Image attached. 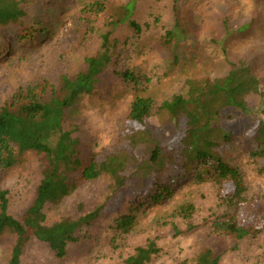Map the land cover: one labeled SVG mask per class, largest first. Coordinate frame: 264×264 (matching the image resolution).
I'll return each mask as SVG.
<instances>
[{
	"label": "rangeland",
	"instance_id": "374dc122",
	"mask_svg": "<svg viewBox=\"0 0 264 264\" xmlns=\"http://www.w3.org/2000/svg\"><path fill=\"white\" fill-rule=\"evenodd\" d=\"M25 5L18 24L0 27V106L21 89L44 81L58 85L62 74L84 69L86 57L101 51L102 36H109L112 49L104 81L66 110L65 126L79 140L81 163L68 172L74 189L46 205L48 224L77 218L112 193L109 175L89 180L82 170L96 153L128 149L123 134L131 125L129 112L137 96L155 102L148 119L153 130L176 133L185 128V118H171L159 106L175 94L185 95L188 79L225 76L235 63L250 66L264 85V0H29ZM131 20L141 25L140 32ZM23 27L30 28V37L22 40L18 32ZM170 32L174 36L167 40ZM115 70H130L138 81H128ZM247 100L253 107L250 113L223 110L219 125L231 137L216 149L244 175L245 217L264 213V159L250 155L264 118L263 99L250 94ZM44 167L45 159L34 151L12 168L0 165V187L8 191L9 211L16 218L21 219L36 196ZM181 170L169 165L158 179ZM155 179H131L108 200L98 220L82 227L64 257L32 239L22 264H125L135 247L150 239L160 251L147 264H194L205 247L222 254L221 264H264V230L241 240L214 231L212 222L225 205L213 181L187 174L176 180L173 195L153 201ZM232 191L231 183L223 188L224 194ZM141 193L144 197L137 202ZM188 205L187 219L181 209ZM129 214L130 226L118 225ZM15 240L11 231L0 236V264L8 263Z\"/></svg>",
	"mask_w": 264,
	"mask_h": 264
},
{
	"label": "trees",
	"instance_id": "16d2710c",
	"mask_svg": "<svg viewBox=\"0 0 264 264\" xmlns=\"http://www.w3.org/2000/svg\"><path fill=\"white\" fill-rule=\"evenodd\" d=\"M27 1L0 0V27L18 24L26 14ZM130 24L136 31H141L137 21L131 20ZM29 29L23 27L18 37L22 40L29 38ZM168 35L167 40L174 36L172 32ZM102 37L101 51L86 57L84 69L74 75L62 74L58 85L44 81L21 89L0 106V165L12 168L24 161L29 151L45 159L36 196L21 219L10 213L8 191L0 187V236L5 231L16 234L7 264H22L24 251L32 239L46 242L56 256L64 257L69 244L79 240L78 232L82 227L98 220L108 200L137 177L143 180L156 177L154 185L158 191L150 195L153 201L173 195L176 180L187 174L198 181L211 180L217 185L218 195L225 205L224 211L212 222L214 231L231 234L238 240L262 232L264 213L261 216L243 215L246 191L243 173L216 152L231 137L219 125L223 110L235 108L250 113L253 107L247 96L257 94L263 99L261 113L264 114L261 79L250 66L235 63L225 76L188 79L185 95L175 94L160 104L159 109L171 118H185V128L176 133L153 130L148 119L154 114L155 102L151 97L137 96L129 112L131 125L123 134L128 149L96 153L82 170L83 177L89 180L102 174L109 175L113 182L112 193L104 203L77 218L68 217L53 224L46 222V205L60 200L74 189V184L68 180V172L81 163L79 140L65 126L66 110L104 81L105 69L112 61V49L109 36ZM115 71L128 81H138V76L130 70ZM250 155L264 159V118L260 120ZM172 164L180 165L182 170L158 179L160 173ZM227 183L233 185V191L224 194ZM143 197L141 193L136 201ZM181 212L185 218H190L191 206L182 207ZM132 217L131 214L124 215L117 223L128 228ZM189 228L193 229V224L190 223ZM159 251L156 240L150 239L144 245L136 246L125 264H147ZM221 260V253L205 247L198 251L194 264H221Z\"/></svg>",
	"mask_w": 264,
	"mask_h": 264
}]
</instances>
